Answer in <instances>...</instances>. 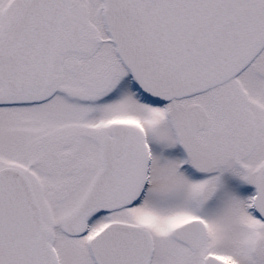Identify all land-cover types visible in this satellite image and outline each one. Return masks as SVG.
I'll list each match as a JSON object with an SVG mask.
<instances>
[{"label": "snow or ice", "instance_id": "1", "mask_svg": "<svg viewBox=\"0 0 264 264\" xmlns=\"http://www.w3.org/2000/svg\"><path fill=\"white\" fill-rule=\"evenodd\" d=\"M0 264H264V0H0Z\"/></svg>", "mask_w": 264, "mask_h": 264}]
</instances>
